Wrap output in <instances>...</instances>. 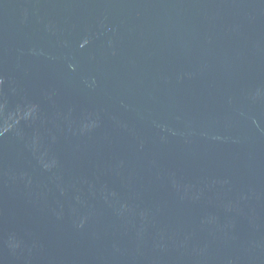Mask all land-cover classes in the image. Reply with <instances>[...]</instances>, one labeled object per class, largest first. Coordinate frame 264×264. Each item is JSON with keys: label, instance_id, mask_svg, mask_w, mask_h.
Instances as JSON below:
<instances>
[{"label": "water", "instance_id": "obj_1", "mask_svg": "<svg viewBox=\"0 0 264 264\" xmlns=\"http://www.w3.org/2000/svg\"><path fill=\"white\" fill-rule=\"evenodd\" d=\"M0 264H264V0H0Z\"/></svg>", "mask_w": 264, "mask_h": 264}]
</instances>
